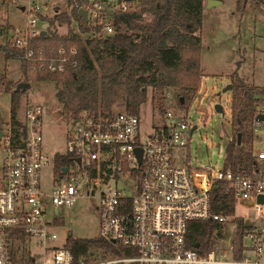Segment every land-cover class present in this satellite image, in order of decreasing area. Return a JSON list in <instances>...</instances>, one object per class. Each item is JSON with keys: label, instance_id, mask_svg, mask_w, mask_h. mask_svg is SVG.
Wrapping results in <instances>:
<instances>
[{"label": "built area", "instance_id": "2783aa9c", "mask_svg": "<svg viewBox=\"0 0 264 264\" xmlns=\"http://www.w3.org/2000/svg\"><path fill=\"white\" fill-rule=\"evenodd\" d=\"M136 1L0 0L27 15L23 26L6 24L5 43L22 52L32 71L62 72L77 64V48L33 45L36 36L48 33L50 19L66 14L70 21L57 26L60 34L98 38L117 32V17L135 9ZM205 81L187 109L168 94L166 111H158L159 119L145 137L140 114L123 104L108 115L84 109L72 120L67 136L66 173L55 170L60 154L50 157L45 151L42 106L27 104L22 116L18 111V124L11 117L7 127L0 128V264H74L71 249L65 243L56 245L59 235L52 225L59 221L48 213L70 210L81 198L95 200L99 236L128 252L116 258L99 256L90 263L82 258L80 264H264V149L253 146L258 136L264 137V120L257 119L264 115V95L252 122L250 171L235 172L225 160L221 166L193 165L187 151L193 133L219 112L217 104L226 112L224 93L219 94L223 88ZM137 148L142 150L141 162ZM51 162L47 191L42 171ZM220 182L232 191L236 205L253 208V218L215 210L213 191ZM193 221L217 224L204 253L187 246ZM29 242L41 251L28 249Z\"/></svg>", "mask_w": 264, "mask_h": 264}, {"label": "trees", "instance_id": "16d2710c", "mask_svg": "<svg viewBox=\"0 0 264 264\" xmlns=\"http://www.w3.org/2000/svg\"><path fill=\"white\" fill-rule=\"evenodd\" d=\"M206 2L137 0L135 9L117 17V32L98 38L60 34L57 26L70 20L66 14L57 15L49 20L48 33L36 36L33 45L35 48H77V64L62 72L41 68L32 71L31 63L23 59L22 52L6 43H0V53H4L6 60L16 58L21 61L23 82H54L62 111L70 120L77 119L84 109L108 115L118 103L129 112L140 114L141 106L148 100L149 88L159 112L166 111L171 89L176 91L179 108L184 110L190 106L204 76L201 69V30ZM249 5L264 11V0H237L240 13H245ZM7 30V25L1 27L5 37ZM232 78L234 137L226 145L225 166L235 172L250 171L254 164L252 122L256 106L264 95V87L251 85L234 75ZM19 82L0 75V91L10 95L11 117L16 124L25 93L16 90ZM239 133L242 135L240 144ZM69 159V155H57L56 172L60 173L64 166H68ZM213 202L217 212L232 215L235 211L234 194L228 192L222 182L213 191ZM216 227L214 223L193 221L186 237L187 246L206 252L212 230ZM65 247L73 252L74 264H80L82 258L90 263L97 261L99 256L116 258L128 252L100 236L77 239L69 235Z\"/></svg>", "mask_w": 264, "mask_h": 264}, {"label": "rangeland", "instance_id": "374dc122", "mask_svg": "<svg viewBox=\"0 0 264 264\" xmlns=\"http://www.w3.org/2000/svg\"><path fill=\"white\" fill-rule=\"evenodd\" d=\"M26 20L27 15L17 8L0 4V43L5 44L6 39L1 33L2 26L6 24L23 26ZM201 36L203 39L201 69L203 74L209 76L207 81L202 77L201 84L205 81L209 86L218 82L222 89L228 83L233 84L234 75L251 85L264 87V11L256 10L249 5L245 13H240L237 10V0H223L220 4L212 6H208L206 2ZM0 75H5L14 82L20 80L23 82L21 61L16 58L6 60L4 53L1 52ZM30 83L31 87L22 96L19 115L22 116L27 104L42 106L45 151L50 157L56 154L66 155L67 136L72 120L62 111L57 98V86L54 82L31 80ZM169 94L173 103H176V91L171 89ZM229 95L232 96V91L224 93L221 100L226 112H217L211 120L201 123L193 133L187 150L193 165L209 162L223 165L226 145L234 137L232 100L228 99ZM140 116L141 133L145 137L153 131V126L159 119L150 88L148 100L141 106ZM10 119V95L0 91V127L5 129ZM253 146L255 150L264 149V137L258 136ZM53 167L51 162L42 171L43 188L47 191L51 189ZM52 215L59 221L52 225V229L59 235L56 242L58 246L63 245L69 235L77 239L99 236L100 215L95 200L81 198L70 210L62 208L50 210L48 217L53 218ZM254 216L252 207L240 203L236 205L234 217ZM33 242H29L27 248L34 252L41 251Z\"/></svg>", "mask_w": 264, "mask_h": 264}, {"label": "water", "instance_id": "95a60500", "mask_svg": "<svg viewBox=\"0 0 264 264\" xmlns=\"http://www.w3.org/2000/svg\"><path fill=\"white\" fill-rule=\"evenodd\" d=\"M222 1L221 0H207V5L208 6H212V5H215V4H220ZM84 18H86V13L85 11L83 10H80L79 12ZM45 33V31L43 32V34ZM31 87V83L30 82H19L18 85H17V88L16 90L19 91V90H22L23 92H25L28 88ZM233 90V84L232 83H228L223 89L222 91L219 93L221 95V93H226V92H229V91H232ZM216 108L217 110L220 112V113H223L224 110H223V107L221 104H217L216 105ZM257 119H260V120H264V115L260 114L257 116ZM196 126L193 128L195 129ZM3 135V130L0 129V139ZM241 133L238 134V142L239 144L241 143ZM136 152H137V155H138V158H139V162H141V156H142V150L141 148H137L136 149ZM67 171V168L66 167H63L62 168V172L63 173H66ZM260 200L264 201V196H260ZM199 244H196V246H198Z\"/></svg>", "mask_w": 264, "mask_h": 264}, {"label": "crops", "instance_id": "0c3cea01", "mask_svg": "<svg viewBox=\"0 0 264 264\" xmlns=\"http://www.w3.org/2000/svg\"><path fill=\"white\" fill-rule=\"evenodd\" d=\"M221 1H223V0H221ZM203 78H205V79L208 80L209 79V76L207 74H204Z\"/></svg>", "mask_w": 264, "mask_h": 264}]
</instances>
